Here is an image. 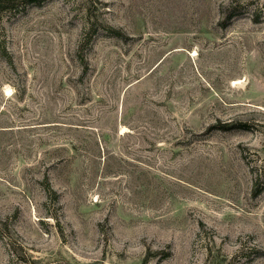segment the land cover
<instances>
[{
	"label": "rangeland",
	"instance_id": "obj_1",
	"mask_svg": "<svg viewBox=\"0 0 264 264\" xmlns=\"http://www.w3.org/2000/svg\"><path fill=\"white\" fill-rule=\"evenodd\" d=\"M10 4L0 264H264V0Z\"/></svg>",
	"mask_w": 264,
	"mask_h": 264
},
{
	"label": "trees",
	"instance_id": "obj_2",
	"mask_svg": "<svg viewBox=\"0 0 264 264\" xmlns=\"http://www.w3.org/2000/svg\"><path fill=\"white\" fill-rule=\"evenodd\" d=\"M12 3V0H0V16H1V12L5 11L6 9L10 8L11 4ZM232 13L229 12L226 16H225V20H229L230 18H232ZM234 127H240V128H243L245 127L244 124H238V126L234 125V124H231L229 122L227 123H223V124H220L218 126H215V129H219V130H228V129H231V128H234ZM262 185L258 184L257 180L254 182V188H253V195H257L260 193L261 189H262ZM46 190H50V187L49 186H46Z\"/></svg>",
	"mask_w": 264,
	"mask_h": 264
}]
</instances>
